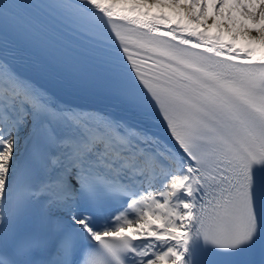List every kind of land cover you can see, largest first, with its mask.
<instances>
[{"label": "snow or ice", "instance_id": "snow-or-ice-1", "mask_svg": "<svg viewBox=\"0 0 264 264\" xmlns=\"http://www.w3.org/2000/svg\"><path fill=\"white\" fill-rule=\"evenodd\" d=\"M256 46L264 0H0V264H264Z\"/></svg>", "mask_w": 264, "mask_h": 264}, {"label": "bare ground", "instance_id": "bare-ground-1", "mask_svg": "<svg viewBox=\"0 0 264 264\" xmlns=\"http://www.w3.org/2000/svg\"><path fill=\"white\" fill-rule=\"evenodd\" d=\"M229 7H230V6H229ZM226 9H227V11H228V8H226ZM153 11H157V10H156V9H153ZM206 12L209 13L210 15L216 13V10H215L214 8L211 7V3H210L209 6L206 8ZM219 18H220L221 20L225 19L224 16H220ZM257 26H258V25H254V26H250V27H257ZM217 31H218V30H217L216 28H212V29L210 30V34H216ZM221 34H222V35H225V37H226V33L221 32ZM238 43L243 44L244 41H243V40H240V41H238ZM256 47L259 48V46H256ZM262 53H264V48H259L258 55H259V54H262Z\"/></svg>", "mask_w": 264, "mask_h": 264}, {"label": "rangeland", "instance_id": "rangeland-1", "mask_svg": "<svg viewBox=\"0 0 264 264\" xmlns=\"http://www.w3.org/2000/svg\"><path fill=\"white\" fill-rule=\"evenodd\" d=\"M209 4H210V3H209ZM209 4H208V6H209ZM208 6H207V7H208ZM211 7H212V6H211ZM230 7H231V6H230ZM257 7H258V6H257ZM212 8H213V7H212ZM215 10H216V9H215ZM225 11H227V9H225ZM232 14H233V16L236 17L238 20H239V19H242L241 17H239V15H238V11H237L236 9H234V8H232ZM249 26H254V25H251V24H250Z\"/></svg>", "mask_w": 264, "mask_h": 264}]
</instances>
